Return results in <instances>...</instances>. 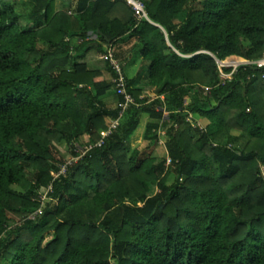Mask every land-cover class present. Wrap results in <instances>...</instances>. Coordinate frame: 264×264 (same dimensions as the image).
Masks as SVG:
<instances>
[{"label": "trees", "instance_id": "16d2710c", "mask_svg": "<svg viewBox=\"0 0 264 264\" xmlns=\"http://www.w3.org/2000/svg\"><path fill=\"white\" fill-rule=\"evenodd\" d=\"M64 1L0 0V264H264V65L217 64L264 57V0ZM127 35L154 90L114 54L119 117L83 60Z\"/></svg>", "mask_w": 264, "mask_h": 264}, {"label": "crops", "instance_id": "0c3cea01", "mask_svg": "<svg viewBox=\"0 0 264 264\" xmlns=\"http://www.w3.org/2000/svg\"><path fill=\"white\" fill-rule=\"evenodd\" d=\"M64 0H56L55 2V10H58L65 5ZM113 52L116 55L117 59L122 63L124 72L126 74V77L128 80L132 81L134 86H141L142 88L150 89L151 91L154 90V88H150L146 85V79H145V70L143 68L142 64V57L140 54V48L139 45L134 39L130 36H125L123 37L118 43L113 45ZM100 54L97 53L95 50H90L86 57L84 58V62L88 64V66L91 69H99L101 70L104 79L107 81H111L112 76L110 71L106 68V65L104 61L100 58ZM162 97V96H161ZM106 102L107 104H111L112 102H115L116 98L115 96L111 93V91L107 92L106 95ZM163 98V97H162ZM144 118V120L142 119ZM143 122V130H141L140 134V140L139 142L136 143V145H132L130 142V138L133 136V134L137 131V126L136 130L133 132V134L129 137V146L130 150H133L136 148L138 145H141L143 142V134L145 130V126L148 120V115L147 114H142L140 117V121ZM166 136V135H165Z\"/></svg>", "mask_w": 264, "mask_h": 264}, {"label": "built area", "instance_id": "2783aa9c", "mask_svg": "<svg viewBox=\"0 0 264 264\" xmlns=\"http://www.w3.org/2000/svg\"><path fill=\"white\" fill-rule=\"evenodd\" d=\"M126 3L131 7L133 11V15L136 20L145 19L149 22H151L148 18L146 6L145 3L142 0H126ZM103 60L109 61L110 64L114 67V69L117 72V79L115 81L117 82V88L120 91V94L123 96V101L119 104L120 112L119 117L123 116L125 111L128 109V107L134 102L133 97L127 92L126 85H125V79L123 77L122 71L120 70V65L118 60L114 57L113 50L111 48L106 49L105 53L102 55ZM234 59H230L229 61L226 59V62L217 60V64L219 67V80H230L233 76V73L236 71V68L241 64H256L258 67H261L264 65V58L256 61H247L244 60L238 64H233ZM224 69H230V72H225ZM119 120L116 119L112 121L110 127L111 129L115 128L117 125H119ZM102 135H107L106 132H102ZM65 170L64 168L61 169V173H63Z\"/></svg>", "mask_w": 264, "mask_h": 264}, {"label": "rangeland", "instance_id": "374dc122", "mask_svg": "<svg viewBox=\"0 0 264 264\" xmlns=\"http://www.w3.org/2000/svg\"><path fill=\"white\" fill-rule=\"evenodd\" d=\"M232 57H237V56H229V57H227V58H232ZM100 58L103 60L102 55L100 56ZM227 58H226V59H227ZM237 58H238V57H237ZM240 58H241V57H240ZM263 58H264V57H263ZM263 58H262V59H263ZM235 59H236V58H235ZM227 60H228V59H227ZM244 60H246V59L241 58V59H239V61L237 60V63H235V64H238V63H240V62H242V61H244ZM223 61H225V60H223ZM185 101H186L185 103H188V102H189V99H186ZM188 119H194V122L191 123V128L194 129V131H195V129H197V130L204 129V127H206V125H207V123H208V121H207L206 119H204V118H202V117H199L197 114L192 113V112L189 114ZM119 122H120V120H119ZM141 123H142V121L139 123V126H140ZM143 126H144V125H143ZM143 126H142V128H143ZM142 130H143V129H142ZM232 134H234V135H238V132H235V131H234V132H232ZM193 135H194L195 138L198 137V134H197V133H195V134H193ZM166 140H167V137L165 136V133H164V132H161V133L159 134V139H158V142H157L156 146H154L153 149H152V153H153L154 155L162 156V155L164 154V152H165L164 144H165ZM238 144H239L240 146H242V145L244 144V141L240 140V141H238ZM144 146H145V142L143 141L142 144H141V145H138L137 147H141V148H143ZM129 147H130V146H129ZM130 151H132V150H130ZM62 157L67 158L68 156H67L66 154H64V155H62ZM44 192H45V190H42V193H41V195H42L41 200H42L43 204H45L46 201H47V199L44 197Z\"/></svg>", "mask_w": 264, "mask_h": 264}, {"label": "bare ground", "instance_id": "6f19581e", "mask_svg": "<svg viewBox=\"0 0 264 264\" xmlns=\"http://www.w3.org/2000/svg\"><path fill=\"white\" fill-rule=\"evenodd\" d=\"M235 58H236V59H235ZM227 59H228V61H229L230 59H234V60H233V64H234V63H237V57H232V58H227ZM224 62H226V59H225Z\"/></svg>", "mask_w": 264, "mask_h": 264}]
</instances>
